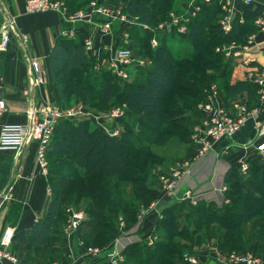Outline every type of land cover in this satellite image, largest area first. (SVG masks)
I'll list each match as a JSON object with an SVG mask.
<instances>
[{"label": "trees", "instance_id": "trees-1", "mask_svg": "<svg viewBox=\"0 0 264 264\" xmlns=\"http://www.w3.org/2000/svg\"><path fill=\"white\" fill-rule=\"evenodd\" d=\"M64 1L69 11L87 2ZM116 1L136 23L126 30L135 54L150 60V66L119 85L109 72L93 71L94 58H88L79 42L57 36L45 60L55 104L81 103L93 110L124 106L125 115L117 136L88 120L56 123L46 153L50 201L34 225L13 236L16 264H68L62 253L65 209L83 202L80 240L86 247H107L119 233V217L128 230L139 208L160 194L158 176L168 172L167 158L154 148L175 140L185 157L190 154L192 128L201 120L197 105L210 86L215 84L224 98L244 91L257 95V86L247 80L230 84L233 63L216 51L231 42L244 45L254 21L240 23L235 17L230 31L223 33L218 25L221 6L201 3L184 34L163 35L151 49V29L170 11L178 12L174 0ZM182 44L185 53L177 48ZM226 183L228 202L220 208L205 202L191 207L186 200L163 208L155 222L154 244L131 245L120 264H182L183 252L212 240L223 254H260L264 264V169L258 162L251 163L246 175L231 169ZM247 224L252 233L245 237ZM209 255L198 264H211Z\"/></svg>", "mask_w": 264, "mask_h": 264}, {"label": "built area", "instance_id": "built-area-1", "mask_svg": "<svg viewBox=\"0 0 264 264\" xmlns=\"http://www.w3.org/2000/svg\"><path fill=\"white\" fill-rule=\"evenodd\" d=\"M243 4L251 5L260 1L264 6V0H239ZM223 14L218 20L219 29L223 33H228L231 29L233 19V8L225 4L221 5ZM25 12L27 14L55 13L60 15L64 22L70 25L88 24L94 28L95 32L102 35H112L115 26L121 29L122 36L115 43L105 46V63L107 72L112 75L113 80L122 85L131 79L133 71L142 70L147 67L148 62L135 56L134 49L130 43L127 29L134 25L133 19L126 13L124 5L116 0H89L86 8L75 12H70L64 0H26ZM195 12L185 13L170 12L168 17L158 22L151 29L149 46L154 49L159 44V38L172 33L184 34L190 16ZM0 16L3 23L0 27V51L4 50L12 37L17 44L24 46L27 37L17 32L15 19L6 13L5 7L0 3ZM254 25L258 32L264 37V9L255 18ZM144 27H146L144 25ZM62 36L71 37L73 32L64 30ZM254 42V37L248 38L246 44L242 46L231 43L226 46L216 48L227 58H236L242 53L248 52ZM83 49L89 56H95V47L92 37H88L82 44ZM27 78L33 87L44 82L43 71L40 64L32 58H26ZM245 80L257 86V94L260 104L264 103V68L250 66L245 74ZM235 116L225 107L218 103L216 88L211 87L206 97L201 101L197 110L201 115V120L194 125L191 132L192 154L185 160L179 161L168 169V172L158 176L160 182V194L147 206L139 208L137 214L138 222L144 220L148 215H154L156 219L162 217V210L166 201L194 202L191 193L186 192L178 197L179 182L191 174L193 164L213 153L214 145L220 141H232L240 132L242 124L255 117L259 113V107L247 109L246 105L236 102L232 105ZM7 112V104L4 99H0V117ZM125 115L123 107H115L109 110H93L83 106L81 103L73 104L69 107H60L56 104L37 107L30 104L27 111V124H1L0 123V151L14 150L20 154L23 148L31 143H36V162L43 174H47V147L52 136L56 123L62 119L88 120L95 126L102 129L110 136L119 134V126ZM115 124V127H111ZM254 133L256 138H264V121L255 123ZM244 147H254L261 159L264 160V141L254 144L249 141ZM248 170V165L240 164V171L244 173ZM48 193L50 190L48 189ZM0 207L7 199V195H0ZM66 223L63 228L64 238L70 240L79 230L80 223L85 219V214L73 208L66 209ZM119 233L115 239L105 248L86 247L79 239L80 251L78 256L73 257V262L68 264H85L86 260L103 262V264H120L124 261V249L121 248L123 238L127 235L123 219H118ZM14 232L6 229L0 237V264H16L17 256L11 249ZM156 241V236L151 234L148 238L142 239L145 246H151ZM209 253L214 257L217 264H261L262 258L259 254L245 251H232L227 254L221 253L215 245H208ZM183 264H198L199 259L190 254H184L181 258ZM79 263V264H80ZM52 264H60L53 262Z\"/></svg>", "mask_w": 264, "mask_h": 264}, {"label": "crops", "instance_id": "crops-1", "mask_svg": "<svg viewBox=\"0 0 264 264\" xmlns=\"http://www.w3.org/2000/svg\"><path fill=\"white\" fill-rule=\"evenodd\" d=\"M25 1L0 0L6 13L15 19L18 34L27 37L24 46L17 44L15 38L12 37L8 46L0 51V99H4L7 104V112L0 117L1 124L26 125L28 122L26 111L30 104L37 107L55 104L53 89L46 78L45 60L57 36H62V31L72 30L73 36L62 37L76 40L81 46L88 37H92L96 55L89 56L85 50L84 52L88 58H94L97 65L100 61H105V46L118 41L122 33L121 29L115 26L112 35H102L95 32L94 28L88 24H67L60 15L55 13L27 14L25 12ZM201 3L232 6L233 18L236 17L240 23L244 21L253 22L264 9L260 1L247 5L239 0H174L177 13H185L190 9H192V12H196L199 10V4ZM221 14H223V11ZM2 23L3 18L0 16V27ZM134 24L136 23L134 22ZM252 24L254 25V23ZM251 36L254 37V42L248 52L242 53L233 59L224 55L227 60L233 63L230 84L244 81L246 71L250 66L264 68V37L258 32L256 26L248 34L246 42ZM135 56L139 58L140 55L135 54ZM140 57L139 59H146L145 61L149 62L148 67L150 61L146 57ZM26 58L35 59L40 64L44 76L42 84L35 87L29 84ZM139 71L141 70L133 71L129 81ZM210 87L216 88L218 103L225 106L234 116L235 112L232 105L236 102L245 105L247 103L253 108L259 107V113L242 124L240 132L232 141L217 142L214 145L213 153L196 161L192 166L191 174L178 184V197L189 192L194 197V202H205L220 208L228 202L225 197L228 188L226 183L228 171L236 169L240 172V164L245 163L250 168L253 162H258L261 168L264 169V160L259 157L254 147L243 148L249 141L254 144L264 141V138H256L254 133L255 123L264 121V103L260 104L258 94L253 95L244 91L240 94L241 96L224 98L215 84ZM192 151L193 148L189 157ZM166 161V168L169 169L173 161L172 159ZM48 189L47 174L40 171L36 162L35 142L27 144L20 154H17L14 150L0 151V195L5 193L7 195V199L0 207V237L6 229L13 230L15 235V233L34 225L47 211L50 201ZM173 203L175 201H166L164 208ZM156 220L154 215H148L141 222L136 219L135 224L127 230V235L122 240L121 248L124 249V252L133 244H143L142 239L153 234ZM79 236L78 230L70 240L63 239L62 253L65 258L69 259V262H73V257L78 256L80 251ZM213 241L194 246L190 255L203 259L210 254L207 246L214 245ZM12 251L16 254L13 249ZM198 253L202 256L197 255ZM209 258H211V264H217L212 255ZM85 264H99V262L86 260Z\"/></svg>", "mask_w": 264, "mask_h": 264}, {"label": "rangeland", "instance_id": "rangeland-1", "mask_svg": "<svg viewBox=\"0 0 264 264\" xmlns=\"http://www.w3.org/2000/svg\"><path fill=\"white\" fill-rule=\"evenodd\" d=\"M88 1L89 0H87V2L85 3V4H83V5H80V6H76L75 8H73L70 12H75V11H78V10H82V9H84V8H86V6H87V4H88ZM69 11V10H68ZM121 36H122V33H121ZM177 48H180V50H181V52L182 53H185L186 52V48H187V46L184 44H182V45H179V47H177ZM139 58H141L140 56H138ZM146 60V59H145ZM150 61V60H149ZM146 62H148V61H146ZM149 63V62H148ZM150 66V65H149ZM148 66V67H149ZM147 69V68H146ZM144 69H142L141 71H143ZM93 71L94 72H107V67H106V63H105V61L103 62H101L100 61V63L97 65L96 64V62H95V60H94V64H93ZM133 75V74H132ZM212 85H214V84H212ZM211 88V87H210ZM209 91V90H208ZM66 104V103H65ZM73 104H76V103H72L71 105H69V106H72ZM67 105H68V103H67ZM69 106H63L64 108L65 107H69ZM198 106V105H197ZM197 124V123H196ZM195 124V125H196ZM117 126H119V125H117ZM111 127H115V124H112V126ZM194 127V126H193ZM190 138H191V136H190ZM154 150H155V152H157L158 154H162V155H164V156H166V158H167V160H170L171 161V159H172V161H173V163H172V165L170 166V167H172L174 164H176L177 162H179V161H182V160H185V159H187V157L189 156H186L185 157V154H184V149L180 146V145H178L177 144V141H175V140H172L167 146H165V147H162V148H159V147H155L154 148ZM248 169H249V166H248ZM241 172V171H240ZM247 172H248V170L247 171H245L244 173H242V174H247ZM127 186V185H126ZM156 199V198H155ZM154 199V200H155ZM153 201V200H152ZM175 202H178V201H175ZM188 203H189V206H191V207H194V206H196L197 205V203L196 202H189V201H187ZM150 203V202H149ZM85 202H83L78 208H74L73 206H71V207H67V208H73V209H75V210H77V211H81V212H83L84 213V208H85ZM142 207V206H141ZM66 208V209H67ZM66 209H65V214H66ZM67 216V215H66ZM120 218V217H119ZM67 219V218H66ZM244 233V235H245V237H248V236H250V234L252 233V229H251V225L250 224H247L246 225V227L244 228V231H243ZM64 234V233H63ZM144 245V244H143ZM206 246V245H205ZM99 248V247H98ZM103 248H105V247H103ZM247 249H249V247H247ZM192 250H193V247H192V249H191V251L189 252H183V254H182V256L184 255V254H190V253H192ZM69 263H71V262H69ZM79 264V263H78ZM80 264H84V262L83 263H80ZM99 264H103V262H99Z\"/></svg>", "mask_w": 264, "mask_h": 264}, {"label": "water", "instance_id": "water-1", "mask_svg": "<svg viewBox=\"0 0 264 264\" xmlns=\"http://www.w3.org/2000/svg\"><path fill=\"white\" fill-rule=\"evenodd\" d=\"M2 200V198H0V201Z\"/></svg>", "mask_w": 264, "mask_h": 264}]
</instances>
